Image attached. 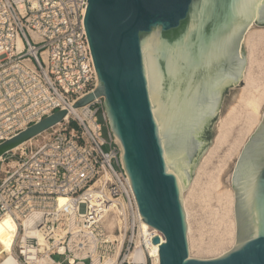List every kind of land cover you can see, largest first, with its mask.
Wrapping results in <instances>:
<instances>
[{
    "label": "water",
    "instance_id": "95a60500",
    "mask_svg": "<svg viewBox=\"0 0 264 264\" xmlns=\"http://www.w3.org/2000/svg\"><path fill=\"white\" fill-rule=\"evenodd\" d=\"M84 27L108 126L120 140L140 216L160 231L159 264H264V113L233 169L236 245L189 256L181 192L208 145L227 87L245 66L243 34L264 0H87ZM59 111L0 143V158L58 123Z\"/></svg>",
    "mask_w": 264,
    "mask_h": 264
},
{
    "label": "built area",
    "instance_id": "2783aa9c",
    "mask_svg": "<svg viewBox=\"0 0 264 264\" xmlns=\"http://www.w3.org/2000/svg\"><path fill=\"white\" fill-rule=\"evenodd\" d=\"M86 7L87 0H0V143L65 112L16 148L18 159L0 177V219L17 225V264L156 262L131 256L145 233L103 97L75 107L98 83Z\"/></svg>",
    "mask_w": 264,
    "mask_h": 264
},
{
    "label": "rangeland",
    "instance_id": "374dc122",
    "mask_svg": "<svg viewBox=\"0 0 264 264\" xmlns=\"http://www.w3.org/2000/svg\"><path fill=\"white\" fill-rule=\"evenodd\" d=\"M261 27L264 26L258 24H253L252 26V28ZM249 31H252L251 28ZM252 42V48L246 41L243 42L246 59L244 71L245 69L248 72L250 71L251 75L244 77L243 71L239 81L227 87L220 103L219 112L211 125V143L199 158L198 164L193 170L194 174L182 194L183 208L185 210L186 207L189 214V238L192 243V258L208 259L218 257L236 245L235 202L233 205L235 231L228 235L227 231L231 230V214L230 212H226L228 204L224 193L226 190H232L235 201V190L232 186L233 169L243 147L258 128H254L249 134L246 130V121L250 110L245 105V100L255 96L261 97L259 110L262 111V114L259 124L262 121L264 113V38H255ZM240 96H243V98H240ZM233 105L235 106V113H237L238 118L231 125L227 140L221 143L215 152L210 154L209 150L214 147L219 133L218 125L220 126L221 120L225 119ZM99 118L101 120L100 116ZM103 137H107L106 128H103ZM235 140H238L240 144L237 148L232 149L230 155H228L230 147ZM20 152L21 149H15V153L11 151L2 157L0 160V177L4 174V170L14 165ZM217 179L221 182V186L218 185L216 187L215 183ZM108 222L111 221L109 220ZM154 231V229H151V232ZM8 235L11 236V240L5 243ZM15 236V228L10 232L2 234L0 238V259L8 253L13 252L12 248ZM54 259L59 260L61 257L55 255Z\"/></svg>",
    "mask_w": 264,
    "mask_h": 264
},
{
    "label": "bare ground",
    "instance_id": "6f19581e",
    "mask_svg": "<svg viewBox=\"0 0 264 264\" xmlns=\"http://www.w3.org/2000/svg\"><path fill=\"white\" fill-rule=\"evenodd\" d=\"M253 24L254 23H252L250 26H248L247 27L248 29L246 28L245 31H244V34H243V42L246 41L250 45L251 48L253 46V42L252 41H254L255 38H258V39L264 38V27L252 28ZM250 28H251L252 31H249ZM247 75L250 76L251 73H250V71L248 72L245 69L244 77L247 76ZM247 80L250 81L249 78H247ZM240 98H243V96H240ZM260 99H261L260 96H258V97L255 96V97H250V98L245 100V105L250 110L249 113H248V116H247V121H246V123H247V129L246 130H247L248 134L251 133V131H253L254 128H256V127H258L260 125L259 122H260V118H261V114H262V111L259 110L260 109ZM235 111H236L235 110V106L234 105L231 106L230 110L228 111V115H227L228 117L226 116L225 119H222L221 122H220V126L218 125L219 133H218V136H217V138L215 140L214 147L209 150L210 154L215 152L217 150V148L219 147V145L227 140V137L229 135V131L231 130V125L238 118V115H237V113H235ZM218 112H219V109H218ZM218 112H217V114H218ZM116 140L121 146L120 140L117 137H116ZM239 144H240V142L238 140H235L232 143L231 147H230L228 155H230V151L232 149L237 148ZM245 146H246V144H245ZM245 146L243 148H245ZM238 159H239V157H238ZM235 167H236V165H235ZM220 183L221 182L217 179V181L215 183L216 187L218 185H220ZM183 191L181 192V196L183 194ZM224 196L227 199V204H228L226 212H230V214H231L230 215V218H231V223H230L231 230L227 231V234L229 235V234L234 233V231H235V219H234V213H233V205H234L235 201H234L233 191L232 190H226L225 193H224ZM63 201H64L63 199H60V202H63ZM185 215H186V221H187V238H188V242H189L188 243L189 256L191 257L192 256L191 255L192 243H191L190 238H189L190 222H189V214H188V211H187L186 207H185ZM3 219H11V221H12V223L14 225V228L16 230V233H17V225H16L15 221L10 216H5L2 219H0V221H2ZM29 220H32V218H29V219L24 221L25 227L29 224L28 223ZM112 225H113V222L112 221L109 222L108 226L110 228L112 227ZM141 228H142L143 232L145 233V244H143V242H142L141 246L139 244H137L136 248L131 253V256L136 258V259H138V260H141V261H144L148 257H154V260L156 261L155 264H159L158 248H157V246L151 245L150 241H151V238L153 236L159 235L162 238L161 242H163L165 240L164 235L160 231H158L157 229H155L153 227H150L146 222H144L142 220V218H141ZM151 229H154L155 231L151 232ZM2 234H0V238L2 237ZM10 255L15 258V256L13 255V252L12 253H8L7 255H5L3 258L0 259V264H3V261ZM109 261L110 260H105V262L103 264H107ZM93 264H98V262L94 261Z\"/></svg>",
    "mask_w": 264,
    "mask_h": 264
},
{
    "label": "clouds",
    "instance_id": "9594fccd",
    "mask_svg": "<svg viewBox=\"0 0 264 264\" xmlns=\"http://www.w3.org/2000/svg\"><path fill=\"white\" fill-rule=\"evenodd\" d=\"M34 219L35 218H33L32 220H29L28 223L29 224L33 223ZM12 230H14V225L11 219H3L2 221H0V234L5 233V232H10ZM10 240H11V236L8 235L5 239V243H7ZM3 264H17V261L14 257L10 255L3 261Z\"/></svg>",
    "mask_w": 264,
    "mask_h": 264
}]
</instances>
